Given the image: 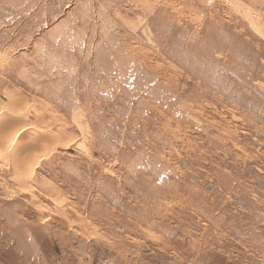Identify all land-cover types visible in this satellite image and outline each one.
Wrapping results in <instances>:
<instances>
[{
	"label": "rangeland",
	"instance_id": "rangeland-1",
	"mask_svg": "<svg viewBox=\"0 0 264 264\" xmlns=\"http://www.w3.org/2000/svg\"><path fill=\"white\" fill-rule=\"evenodd\" d=\"M0 264H264V0H0Z\"/></svg>",
	"mask_w": 264,
	"mask_h": 264
}]
</instances>
